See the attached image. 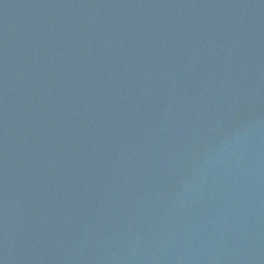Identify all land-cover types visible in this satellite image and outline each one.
<instances>
[{"label": "water", "instance_id": "95a60500", "mask_svg": "<svg viewBox=\"0 0 264 264\" xmlns=\"http://www.w3.org/2000/svg\"><path fill=\"white\" fill-rule=\"evenodd\" d=\"M0 264H264V0H0Z\"/></svg>", "mask_w": 264, "mask_h": 264}]
</instances>
